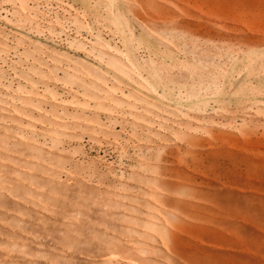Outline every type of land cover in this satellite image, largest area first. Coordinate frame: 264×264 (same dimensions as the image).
Returning <instances> with one entry per match:
<instances>
[{
    "label": "rangeland",
    "instance_id": "1",
    "mask_svg": "<svg viewBox=\"0 0 264 264\" xmlns=\"http://www.w3.org/2000/svg\"><path fill=\"white\" fill-rule=\"evenodd\" d=\"M0 264H264V0H0Z\"/></svg>",
    "mask_w": 264,
    "mask_h": 264
}]
</instances>
